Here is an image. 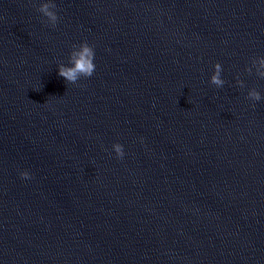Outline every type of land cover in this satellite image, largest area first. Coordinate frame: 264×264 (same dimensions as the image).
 I'll list each match as a JSON object with an SVG mask.
<instances>
[{"label":"water","instance_id":"obj_1","mask_svg":"<svg viewBox=\"0 0 264 264\" xmlns=\"http://www.w3.org/2000/svg\"><path fill=\"white\" fill-rule=\"evenodd\" d=\"M0 264H264V0H0Z\"/></svg>","mask_w":264,"mask_h":264},{"label":"clouds","instance_id":"obj_2","mask_svg":"<svg viewBox=\"0 0 264 264\" xmlns=\"http://www.w3.org/2000/svg\"><path fill=\"white\" fill-rule=\"evenodd\" d=\"M53 7H56L54 4ZM41 11L45 13L46 16L50 17L53 21L58 20V15L55 12L48 10V5H44L41 8ZM74 56V67L73 68H64L61 67L60 75L64 77L69 82H75L78 79V75L82 74L85 77H92L95 70L96 65L94 63L95 59V50L92 46H90L87 42L81 44V48L79 52L73 53ZM219 68V66H217ZM212 82L218 86L222 85L223 81L219 79V72L217 75L213 76ZM256 99H259L258 94H253ZM116 155L118 158L123 159L125 152L123 146L121 144L115 145ZM21 178L24 180L32 179V176L29 172L24 171L21 174Z\"/></svg>","mask_w":264,"mask_h":264}]
</instances>
